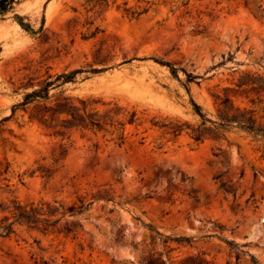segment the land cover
I'll return each mask as SVG.
<instances>
[{"label": "rangeland", "instance_id": "rangeland-1", "mask_svg": "<svg viewBox=\"0 0 264 264\" xmlns=\"http://www.w3.org/2000/svg\"><path fill=\"white\" fill-rule=\"evenodd\" d=\"M78 68L50 99L113 108L104 129L53 135L28 120L34 104L13 110ZM255 77L264 80V0H14L0 14V202L91 204L58 222L67 235L15 224L0 236V264H251L249 254L264 264V143L235 127L195 141L161 126L199 125L191 100L217 121L225 94L264 114V91L235 92Z\"/></svg>", "mask_w": 264, "mask_h": 264}, {"label": "trees", "instance_id": "trees-1", "mask_svg": "<svg viewBox=\"0 0 264 264\" xmlns=\"http://www.w3.org/2000/svg\"><path fill=\"white\" fill-rule=\"evenodd\" d=\"M14 0H0V14L9 11L12 8ZM127 14L131 17L134 16V11L127 9ZM18 19L20 26L29 28L28 25L21 21L20 16L15 15ZM170 72L176 75L177 69L170 66ZM93 72H98V69H92ZM83 72L81 68L73 69L69 72H61L55 75L53 80H44L37 88L26 92L21 102L13 105V110L18 106L27 107L30 104H34L28 115L30 122L36 121L42 125L50 134L63 136L65 133L73 128L90 129V130H102L108 123L107 120H112V116H109V112L112 109L107 110L104 114H100L98 110L89 108V106L96 102L89 99H78L79 104H76L70 97L64 96L61 93L58 94L53 100L50 98L54 95L49 94V89L52 85H55V81H61L66 83L73 81L75 75ZM247 86L243 90L235 92H249L255 91L257 93L264 91V80L260 77L252 79L239 80L237 87ZM249 86V87H248ZM252 102V101H251ZM193 110L201 117V123L197 126L188 125L186 123L168 122L161 126H164L170 133L178 135L184 128H189V135L195 140L200 141L204 138H219V128L235 127L238 130L244 131L251 135L255 140L262 141L264 143V114L257 116L255 109L247 107L236 106L230 96L225 94L221 101L217 105V121H212L205 117L201 113L199 105L191 100ZM117 114V112H115ZM134 119V113L131 114L128 119L131 123ZM209 121L212 127H206L205 122ZM122 124V123H121ZM64 154V151L61 152ZM39 170L45 176L50 177L52 172L49 168L38 167ZM35 171V170H34ZM90 202L85 203L79 200V203L65 204L61 200L52 201H37L27 204L20 203L16 198H11L7 202H0V236H8L14 230V225H25L29 229L37 230L44 235L48 233H64L67 235L70 229L63 227L57 228L58 222L66 215L74 216L86 211ZM10 218H12L10 220ZM157 235L164 236L161 233L155 231ZM165 239H170L169 236H164ZM176 242L187 241L188 237H175ZM237 251L236 259H239L240 253L244 251L238 249V245L233 246ZM251 264H261L254 255L249 254ZM198 261L196 264H200ZM147 264H173L170 261V257L167 259L152 258ZM179 264H194L193 259H186ZM238 264V261L237 263Z\"/></svg>", "mask_w": 264, "mask_h": 264}]
</instances>
